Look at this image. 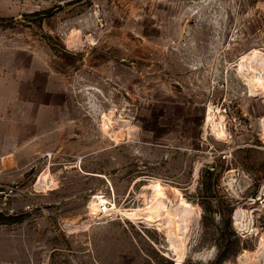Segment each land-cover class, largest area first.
<instances>
[{
  "label": "rangeland",
  "instance_id": "374dc122",
  "mask_svg": "<svg viewBox=\"0 0 264 264\" xmlns=\"http://www.w3.org/2000/svg\"><path fill=\"white\" fill-rule=\"evenodd\" d=\"M260 88L264 0H0V264H264Z\"/></svg>",
  "mask_w": 264,
  "mask_h": 264
},
{
  "label": "bare ground",
  "instance_id": "6f19581e",
  "mask_svg": "<svg viewBox=\"0 0 264 264\" xmlns=\"http://www.w3.org/2000/svg\"><path fill=\"white\" fill-rule=\"evenodd\" d=\"M263 93L264 92L262 88L256 89V92H254V94L257 95H262ZM214 116L215 111L210 105L206 111V120L209 124H211V122L212 124L215 123ZM213 126H215L214 129L218 134L224 135L225 132L223 125ZM46 173L43 172L39 176L37 182H46L48 188H51L50 186H53L54 184H51V182L49 181L50 179L48 177L49 174L47 175ZM173 196L176 197L177 204L180 207L177 212H173L168 204V202L172 200ZM190 206L191 205L188 203V201L183 195H175L169 190V187L160 186L155 188V191L153 193V202L149 208L150 214L147 216V221L159 225V228H161V230H163L164 233L167 234V236H169L170 238L177 237L180 245H174V249L178 254L179 260L183 259L187 254L184 245L187 240V235L190 230L191 222L193 224V221L196 220L195 216H188V214L190 213H187V211H189ZM88 208L95 211V214H98L97 211L99 209L102 210V213L108 214L116 208V205H114L113 207H109L107 200L103 196L97 194L90 201ZM240 219L241 213L239 210H237L234 213V220L236 221V225H239Z\"/></svg>",
  "mask_w": 264,
  "mask_h": 264
},
{
  "label": "trees",
  "instance_id": "16d2710c",
  "mask_svg": "<svg viewBox=\"0 0 264 264\" xmlns=\"http://www.w3.org/2000/svg\"><path fill=\"white\" fill-rule=\"evenodd\" d=\"M211 168H209L208 170H207V172L210 174V175H212V174H214V170H210ZM203 219H205V216H203ZM205 224H206V222H205ZM237 236V235H236ZM236 240L238 241L239 240V237H237L236 238ZM229 251H222V250H219V254H218V257H217V261L219 262H221V261H224V260H226V259H228L229 258Z\"/></svg>",
  "mask_w": 264,
  "mask_h": 264
}]
</instances>
